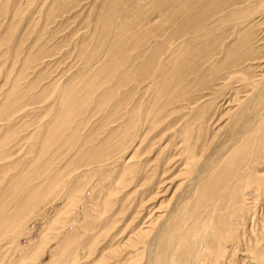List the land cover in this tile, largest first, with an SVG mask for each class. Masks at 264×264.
<instances>
[{
  "label": "bare ground",
  "instance_id": "1",
  "mask_svg": "<svg viewBox=\"0 0 264 264\" xmlns=\"http://www.w3.org/2000/svg\"><path fill=\"white\" fill-rule=\"evenodd\" d=\"M76 1L78 0H58L45 12L49 17H53L57 11L69 12L71 3ZM16 13L17 11L10 10V6H0L1 19L8 15L14 18ZM263 14L264 0H104L101 10L92 18V27L97 28L98 33L93 32L96 35L94 38L92 36L87 39L82 38L85 41L82 44H87V40L93 42L95 38H98L97 43L92 48L84 47L82 49L84 59L90 62V51L97 50L100 52L103 61L96 60L92 63L94 65L102 61L98 67L94 68L89 64L88 71L78 74L76 81L70 82L69 80L65 86L59 89H56L57 85L55 84L54 86L48 84L45 87L41 85L40 81L48 78L44 71H41L39 76L31 80L28 85L26 84L25 88L24 86L21 87L19 82L22 74L15 76L8 91H4V99L0 104V120H5L8 115L13 114L21 107L42 104L47 100L44 98L49 97L52 93L56 92L59 99L56 103L53 102L45 107V110L50 111L48 113L53 115L52 119H49V124L41 125L38 132L29 133L23 137L28 141L29 139L37 140L36 144L29 150V154L32 153L33 155L30 157L32 158L29 160L30 162H27L25 170L9 176L5 183L7 187L0 190V236L4 235V239H8L6 234L12 232L10 240L15 242L13 256L5 264H60L62 261H66L67 264H76L75 262L80 255L87 254L84 256L85 258L93 256V251H96L94 246L96 236H98L96 233H106L110 226L108 222L99 228L95 222L98 215L106 213L108 205L102 206L103 204L95 203L92 194L88 198V202L96 206L94 212L86 209L84 214L83 212L80 213L81 219L77 217L84 223L88 219L92 225L84 224L83 227H80L77 224L65 235L62 234L56 243L57 245L52 247L51 258L36 263L33 261L36 257L35 252L33 257L31 253L25 251L26 245L20 242L24 240L22 236L25 232L30 229L32 232L34 231L31 232L34 237H37L38 231L35 230L37 225L32 224L31 221L39 219L40 225L45 222L47 227L51 225L48 223L49 220H44V217L46 218L48 215L46 206L60 205L63 199L67 201V204L73 206L77 198H82L79 194L84 191L85 184L79 176L76 179L79 183L77 182L75 187L69 185L70 187L64 191L65 193L60 194V185L58 184L63 174L53 171L54 165H57V162L61 160L60 156H65L72 150H75L76 153L80 152L78 157L72 159V168L74 169L91 167L96 163L101 164L108 155H118L122 151V136L127 135L132 128L140 126L143 129L148 126L147 128L151 132L159 123L166 122L169 116L175 115L178 110L190 109L189 107L195 105L198 100L213 96L216 90L214 82L222 81L220 83L226 87H229L233 82L243 83L247 78L238 74H249L245 72L246 69H250L249 66H246L245 61L258 59L259 50L253 49L258 42L257 32L259 33L257 30L258 21L254 19ZM2 24L3 20H0V27ZM15 29L16 23H12L4 32H13ZM4 32L0 36H3ZM19 44L20 40H17L16 45L13 46L14 53H19ZM28 56L33 61L22 65L32 67L38 59L34 55ZM110 67L111 72L108 70ZM114 71L115 74H113ZM255 73L253 77L256 78L257 82L264 79L263 72ZM97 79L100 80L97 81ZM111 80H114L113 84H110ZM104 86L109 88L100 94L101 91L98 88ZM192 88H196L197 94L192 93ZM230 89L228 88V90ZM113 97L116 98L114 104L107 107V102H112ZM211 99L213 98L211 97ZM211 99L207 103L211 109V115L206 120L208 129H202L198 132L199 134L196 133L197 135L193 133L194 136L192 137L188 135L190 130L188 124L186 131L185 128L180 131L182 141L185 142L184 151L187 153L184 160L186 163L183 161L184 169H187L188 163L192 169L186 171L189 178L185 183L178 184V187L175 186L177 189L172 196L173 207L166 208L165 211L161 212L159 209L163 206L150 208L149 204L145 207L146 213L144 211L136 223L131 225V222L129 226L127 225L128 227H125V223L115 235L113 233V238L110 237L109 243L106 242L108 245L102 251L107 250L117 237H124L125 242H123L129 249L126 253H121L122 255L117 257L112 264H205L206 262L210 263V260H214L213 264H218L221 255L229 252L228 255L233 256L237 249L242 248L241 236L243 234L240 236L241 232L238 233L239 226L242 225V220L245 219L247 211H253L255 208L247 200H251L250 197L255 198L257 190H263L264 193V182H261L264 177L262 173L264 172V104H258L259 96L257 100L252 97L251 100L253 101L249 107H246L248 111L241 117L239 127L223 138L224 133L229 132V121L221 122L219 117L215 120L216 123L218 120L220 121L219 126L215 128L214 134H209V129L214 126L215 114H218L215 113L217 110L215 111V105L213 106ZM231 100H233L231 96L223 97L221 104L228 106ZM142 101L146 106H149L147 112L141 111ZM90 102H95L93 109L97 113L105 112L101 123L104 128L107 124L120 123L115 127L112 126L109 133H106L105 139H99L101 131L89 127L91 128L90 133L83 136L79 146L76 136L82 130L85 131L84 128L81 129L82 127L89 124L91 118H87L85 111L89 108ZM240 103L239 100L238 109ZM216 108L220 109L219 107ZM203 109L198 111V115L201 112H205V114L208 112ZM234 111L236 109L232 112ZM196 115L194 114V116ZM140 117H143L146 122L142 123ZM184 118L186 117L184 116ZM177 120L176 122H178ZM173 122L175 120L171 123ZM248 122H251L252 129H246L245 124ZM189 124L193 123L189 122ZM108 126L107 128H109ZM6 127L5 125L2 126V129H5L0 136V160L10 156L9 147H7L10 127L7 125ZM168 127L167 130L166 128L163 129L162 133L165 132L164 130L168 131ZM245 129L246 133H244ZM201 133L204 134L201 135ZM243 133L244 135H242ZM189 139L192 141L191 144ZM185 140L188 142L187 145ZM144 141H140V144ZM56 147L58 152H60L59 149L64 148V152L59 154L57 159L55 154L58 153L54 151L57 149ZM179 151L181 152V150ZM52 153L55 154L52 155ZM215 153L217 155L212 156ZM199 156L208 158L209 162L194 163ZM41 158L44 159V162L39 161ZM169 159L171 160V158ZM167 160L165 165L168 164ZM147 161L146 159L144 162L147 163ZM149 162L152 163V161H148V165ZM136 165L135 163L132 164V166ZM172 166L174 168L176 163ZM58 167L61 166L58 165ZM124 168L127 167L120 169ZM144 169L146 170V168ZM46 170L50 173L45 174L47 173ZM164 170L161 169V171ZM157 171L158 168L152 170V176L156 175ZM183 171L182 168L184 174ZM142 174L139 173V175ZM86 175H90V173ZM147 175L144 173V177L138 176L137 179L139 180L136 179V181H139L140 184L141 181L144 182L145 178L151 180L152 176ZM159 178L162 180L161 177ZM131 181L135 180L131 178L127 180V177H122L120 183H124L123 185L127 187L133 184ZM164 182L173 183L170 176L160 183ZM156 183L159 185L158 189H161L159 181ZM148 185H150L148 189L151 190L154 184ZM135 186L137 187V185ZM170 186L172 187V185ZM181 186L182 190L187 188L185 194L178 191ZM91 189H93L92 185L89 188L90 192ZM98 191L100 192V190ZM147 192L148 190L145 191V194H148ZM157 193L151 192L150 198L144 201H151ZM53 194L61 196L55 198L52 196ZM194 196L197 198V202L190 204L195 205L191 210L189 201ZM165 201L167 200L165 199ZM250 202L254 205L253 201ZM182 207L187 208V210L183 213L184 216H179L181 217L179 219L178 216L174 215ZM188 213L187 218L186 214ZM114 214L112 213V215ZM30 215V219L27 220ZM115 215L113 218L117 217ZM171 216H173V220H181L184 224L174 229L170 238L166 234V230L169 227ZM144 217L146 221L141 223L140 220ZM42 226H38V229ZM175 236L178 239L176 243L173 241ZM159 245H161L162 252L161 255H156L160 249ZM190 246H192L193 258L189 250ZM244 248L248 251L246 253L248 260L239 259L240 264L243 262L246 264H264V243L255 237L249 240ZM78 251H80V255L77 254ZM52 256L57 258L52 259Z\"/></svg>",
  "mask_w": 264,
  "mask_h": 264
},
{
  "label": "rangeland",
  "instance_id": "2",
  "mask_svg": "<svg viewBox=\"0 0 264 264\" xmlns=\"http://www.w3.org/2000/svg\"><path fill=\"white\" fill-rule=\"evenodd\" d=\"M57 1L58 0L56 1L54 0H0L1 7L10 6V10H13V12L17 11L14 18H12L11 15H8L4 19L0 18L1 21L3 20V24H2L3 27L2 26L0 27V34L4 32V30L9 26V24L16 23V29L13 32H10V31L9 33L4 32V35L0 36V104L3 102V99H4V91L5 90L8 91L11 85L10 84L11 81L18 74H22L19 82L21 83V87L24 86L25 88L26 84L28 85L31 80L39 76V73H41V71H44L46 73V76H48V78L42 79L40 81L42 83L41 85L45 87L48 84L49 86L50 84H53L51 86H54L55 84L57 85L56 89H59L60 87L65 86L67 84L66 82L69 80L70 82L76 81L78 74L88 71L89 64H91V66L95 68V67H98L102 63L103 59L101 58L99 51L97 50L90 51L91 62L86 61L84 59V55L82 51L84 47L85 48L88 47L89 49L92 48V46L97 43L98 38H95L93 42L91 40H87L88 42L87 44H82L85 42L84 40H82V38L85 37L87 39L89 36H92L94 38V36L96 35H94L93 32L98 33L97 28L92 27L93 25L92 18L95 17L96 14L101 10L104 0H78L76 2L71 3L69 7L71 9L69 12L57 11L53 17H49L45 11L48 8L52 7ZM254 20L258 21L257 30H259V33L257 32L258 42L253 47V49L257 48L259 50L257 54L258 59L257 60L255 59V61H250V60L245 61L246 66L247 67L249 66L248 68H250V69H246L245 72L249 74H246V73L238 74L241 77L247 78L246 80H244L243 83L233 82L229 87H226V86H223L222 83H220L222 81H219L218 83L214 82L215 83L214 86L216 87V90H215V93H213V96H210V97L208 96L209 98L204 97L200 99L201 101L198 100V102L195 105H192L189 107L190 109L186 110L185 108H183L185 111L183 109L178 110L175 113V115L173 114L172 117L169 116V119L167 118L166 122L159 123L156 126V128L153 129L151 132L149 131L150 129L147 128L148 126H146L143 129L140 126H136L135 128H132L127 135L122 136V139H121L122 151L118 155H114V156L108 155L106 159L104 158V162L101 164L96 163V164H93L91 167L74 169L72 168V164H73L72 159L73 158L75 159L76 157H78L81 154L80 152L76 153L75 150L74 151L72 150L68 152L67 155L60 156V159H61L59 160L60 163L57 162V165L55 164L53 168L54 172L56 173L61 172L63 174V176L61 177L62 180L60 179V183L58 184L60 185L59 186L60 194L62 193L64 194L65 193L64 191L68 189L70 186L75 187L79 183L78 180L76 181V179H78V176L82 179V181L84 180L83 183L85 184V189L87 188L86 189L87 192L84 189V191L79 194L82 196V198L81 197L77 198L73 206H70L69 204H67V201L64 199L62 203H60V205L56 204L55 206H51V205L46 206L47 209L46 207L45 209L48 215L46 216V218L44 217V220L45 219H47V221L49 220L48 223L51 224L49 225V227H47L46 222H45L46 224L44 223L45 225L44 224H42L43 226L40 225L41 223H39L40 222L39 219H35L34 221H31L32 224L37 225V227L35 226V230L38 231L37 237L36 236L34 237V235L32 234L34 231L32 232V229H30L25 232V234L22 236L24 240L20 242L26 245L25 246L26 252L31 253L33 257L36 254L35 255L36 257L34 260H33V257L31 258L33 261L38 263L40 262V260H45V259L48 260L49 258H51L50 253L52 251V247H55L57 245L56 243L60 239L59 237L62 234L65 235L73 227L77 226V224H79L80 227H83L84 224L88 226L92 225V223H90L88 219L85 221V223L82 222L81 220H78L81 217L80 213L83 212L84 214L86 209L87 211L94 212V209H95L94 207L96 206L88 202V198L90 197L91 194L92 196L94 195L95 200L93 199V201L95 203L103 204L102 206L108 205L107 206L108 209H106L107 210L106 213H103L100 215L102 217H100L98 213L95 212V214L98 215L97 218H95L96 219L95 222L98 224L99 228L102 226V224L104 225V224H107L108 222H109L110 227L108 228L106 233H103V232L96 233V235L98 236L100 235H103V236H100V237L96 236L97 239L94 245L96 251L95 252L93 251V256L89 258L87 257L85 258L84 256L87 254L80 255L81 253L80 251H78L77 254L80 253L79 254L80 257L78 258V260H76L77 261L75 262L76 264H81V263L82 264H86V263L88 264H112L113 261L117 257L119 258V256L122 255L121 253H126V251L129 249V248H126L127 246L124 244L125 242L124 237L122 238L117 237L115 238L116 240L114 239L115 242H112L111 243L112 245H110V247H108V249L104 250L103 252L102 251L103 248L108 245L106 242L109 243L110 237H112L113 233H114L113 235H115L117 230L121 228L125 223H126L125 227L127 225L129 226L131 222H132L131 225L136 223V220L139 218V216H141V214L145 211V207H147L149 204H150V208L163 206L162 208L159 209L161 212L165 211L166 208L169 209L170 207H173L174 201L172 200V196H173V192H175V190L177 189L175 188V186L177 185L176 187H178V184L181 185V183L182 184L185 183V181L189 178V174L186 173V171L188 172L190 169H192V166L190 165V163L187 164V169L186 170L184 169L185 164L183 163V161L186 159L185 156H187V153L184 151L185 142L182 141V136H181L180 131H183L184 128L186 131L187 127L189 126L190 130L188 131V135L189 137L190 136L192 137L196 133L199 134L198 132H200L202 129H208V124L206 120L211 115V111H210L211 109L207 103L210 102L211 97L213 98L211 99V102L213 103V106L215 105L214 106L215 111L217 110V112L215 113H218V114H215L216 117H214V120H213L214 121V126L212 125L213 130H211L212 128L209 127L210 128L209 134H214L213 132H215V128L219 126L220 121L225 122V123L229 121L228 123L229 132L224 133L223 138L230 135L229 133L231 131H235L236 128L239 127L240 125L239 121L241 120V117H243L248 111V108L246 107H249V104H251L252 103L251 101H253L251 100L252 97L254 98V100L255 99L257 100L259 96L260 97L258 101L259 103L258 102L257 103L258 104L261 103L262 105L264 104V79L260 80V82H257L256 78L253 77L255 71H257L255 74L259 72L264 73V14L258 15V17H256ZM3 39L6 41H4ZM17 40H20V44H19L20 51L18 54L14 53L13 51V46L16 45ZM10 47H12L11 50H10ZM28 55H34V57L38 59L32 67H26L22 65V64H25L26 62L33 61ZM96 60H102V61L92 65V63L95 62ZM108 70L109 72H111V67L108 68ZM113 74H115V71L113 72ZM99 80L100 79H97V81ZM50 81H52V83H50ZM111 81L112 82L110 84H113L114 80H111ZM107 88L109 87L104 86V87L98 88L101 91L100 94H102L104 90ZM228 88L229 89L231 88V89L228 90ZM91 90H94V89H91ZM197 92L198 91L196 90V88H192L193 94H197ZM147 94H150V92H147ZM227 96L228 97L231 96V99H233L230 101V105L228 106L223 103L221 104V99ZM113 98L114 100L112 102H107V107H110L111 105L114 104L116 98L115 97ZM44 99H47V100L42 102V104H39V105L32 104L24 108L21 107L19 110L15 111L13 114L8 115L7 116L8 118H5V120H0V128H1L0 136H2L3 130L7 128L6 125L10 127V130H9L10 133L8 137L9 144L7 146L9 147L8 150L10 151V156L6 159L0 160V190L7 187L5 183L9 176H13V174H17L25 170L26 165L28 164L27 162H30L29 160L32 159L30 157L33 154L31 153L30 155L29 150L31 149V147H33L34 144H36L37 140L29 139L28 141V140H25V138L23 137H25L29 133L38 132L39 126L41 125L45 126L46 124H49V121L52 119L53 115L48 113L50 111L45 110V107L50 105L53 102L55 103L57 102V100L59 99L57 98V93L56 92L52 93L49 97L47 96ZM142 100H143V97H142ZM239 100L241 101V103H240V108L238 109L237 104ZM94 104L95 102H90L89 108L85 111V113L87 114V118L89 117L91 118L89 120V124L82 127L81 129L84 128L85 131L82 130L81 132L77 134L78 136H76L77 144L79 146L81 145L83 136H85L86 133H90L91 128L92 129L96 128L97 129L96 131L98 130L101 131L99 134V139H105V137L107 136L106 133L107 132L109 133V130L112 129V126L115 127L120 123V122H117L116 124H111V125L107 124L104 128V126L101 125V123L103 119L102 116L104 115L105 112L103 111L102 113H97L93 109ZM146 104L148 103L146 102ZM216 107H219L220 109ZM141 108H142L141 109L142 112L144 111L147 112L146 110L149 108V106H146L144 101H142ZM201 108L202 109L204 108L203 110H207L208 112L206 114L205 112H201L198 115L199 113L198 111H200ZM235 109L236 111L232 112ZM188 114L190 115L187 116ZM194 114L195 115L197 114L196 115L197 119H196V116H194ZM184 116L186 118H184ZM217 117L221 118V120L220 121L218 120L216 123L215 120H217ZM176 119H178L177 120L178 122H176ZM140 120L142 123L146 122L144 121L143 117H140ZM173 120H175L176 123L173 122L175 124L171 123ZM189 122L193 124H189ZM121 124L123 125V123ZM3 125H5V128L2 129ZM251 125H252L251 122H248L247 124H245V127H247L246 129H252ZM107 126L109 128H107ZM167 126H169L168 128L170 129V130L168 129V131H166ZM165 128H166V130H164L165 132L162 133L163 129ZM246 129L244 130V133H246L245 132ZM244 133L242 135H244ZM203 134L204 133H201V135ZM151 137H154V138H151ZM140 141H144L143 142L144 144L143 143L140 144ZM187 143L188 142L186 141V145ZM191 143L192 141H190V144ZM61 150L59 149L60 152H58V148L54 149V151L58 154L52 153V155L55 154V156H57L56 157L57 159L59 154H62V152H64V148L62 147ZM179 150H181V152ZM169 154H170V157H169ZM215 155H217V153H215L212 156H215ZM64 158H66L67 160ZM169 158H171V160ZM146 159L148 161H152V163L149 162V165H148V161L147 163L144 162ZM197 159L194 162L196 164H200L201 162L202 164L207 163V161L209 162V159L205 158L204 156H201V157L199 156V158ZM166 160L168 161L167 165H165ZM39 161L44 162V159L41 158ZM133 163H135V165L137 164L138 166L137 165L132 166ZM175 163H176V166H174L173 168L172 165H174ZM58 165L61 167H58ZM123 167H127V168L120 169ZM144 168H146V170ZM156 168H158V171L156 172L157 174L152 176V173H153L152 170H155ZM165 168L167 170H164ZM182 168L184 170L183 172H185L184 174L182 173ZM161 169L164 170L165 172L161 171ZM47 170H49V168H47ZM47 170H46L47 173L45 174L50 173ZM119 171L121 172V174H118L120 173ZM70 172H73V173L71 174ZM84 172H86V174L90 173V175H86V174L83 175ZM160 172H161V175H159ZM139 173L140 174L143 173V174L139 175ZM144 173L145 175L148 174L147 176L149 175L152 176V178L151 180H146L145 178L144 182L141 181L139 184V181H136V179L139 178L138 176L142 177ZM262 173L264 174V172ZM66 175L67 176L69 175V176L67 177ZM169 176L170 178H172L173 183H170V182L168 184L165 182L160 183L161 181L163 182V180H165V178H168ZM122 177L124 178L127 177V180L131 178V179H134L135 181H131V183L133 184L125 187V185H123L124 183H120L122 180ZM159 177H161L162 180ZM156 181H159L161 189L160 188L158 189L159 185L156 183ZM105 182H106V185H105ZM261 182L262 183L264 182V177L262 178ZM92 183H95V184L93 185ZM148 184H154L151 190L148 189V187H150V185ZM91 185L93 186V189H94V190L91 189L92 193L89 190ZM110 185L113 188H110L111 187ZM135 185H137V187ZM170 185H172L173 188ZM102 186L103 188H101ZM180 188L181 189H178V191H181L183 194H185V191L187 190V188H185V190H182L183 189L182 186ZM98 190H100V192ZM147 190H148L147 193L149 195L145 194V191ZM153 191H155V193L159 192L157 193L158 195L155 194L154 195L155 198L149 202L144 201L147 198H150V193ZM256 192H257V195L255 196V198L250 197L251 200L249 199H248L249 201L247 200V202H249L256 209L254 208L255 210L253 209V211L252 210L247 211L245 219L242 220V225L239 226L240 229L238 233L241 232L240 236L243 234L241 236L242 238L241 245L244 250L242 248L237 249L236 252H234L233 256H229L228 255L229 252L225 255H221L218 264H240V261H238L239 259H242V260L247 259L246 253H248V251L244 248V245L247 244L249 240H252L255 237L258 240H260L261 243H264V193H263V190L262 191L257 190ZM52 196H55V198H58L61 195L53 194ZM195 196L198 197L197 195ZM195 196L192 198V200L189 201L190 202L189 206L191 210L195 206V205H190V204L195 203L197 199ZM165 199L167 201H165ZM250 201H253L254 205ZM154 203L156 204L154 205ZM142 206L143 208H141ZM183 207L182 209H178V211L176 212L174 216H178V217L181 215L184 216L183 213L186 212L187 208L184 209ZM112 213L116 214L114 215L117 216L115 217L117 220L113 218L114 215H112ZM144 213H146V211ZM109 215H111L112 217H110ZM186 216L188 218L189 213L186 214ZM28 217L29 218L27 220L30 219L31 215ZM145 217L142 218V220H140L141 223L142 221L143 222L146 221ZM179 219H181V217H179ZM55 220L56 221L59 220V222H56ZM115 221H118V222L116 223ZM183 224L184 222H182L181 220L175 221L173 220V216H171L170 224L166 230V234L171 238V233L173 232V230L180 227ZM53 225H54V228H53ZM38 226H42V227L38 229ZM12 234H13L12 232L9 234H6L8 239H4L5 238L4 235L0 236V264H5L8 261V259H10L13 256L12 254L15 250V244H14L15 242H12L10 240V237ZM173 241L175 243L178 241L176 236L173 237ZM161 245H159L160 249L158 250V252H156V255H161V252H162ZM189 250L192 253V258H193L192 246L189 247ZM230 250L232 251V249ZM34 252L35 254H33ZM56 258L55 256L54 257L52 256V259H56ZM93 259H96V260L93 261ZM210 261H211L210 263L206 262L205 264H213L214 260H210ZM60 264H67V262L62 261V263ZM243 264H246V263L243 262Z\"/></svg>",
  "mask_w": 264,
  "mask_h": 264
}]
</instances>
